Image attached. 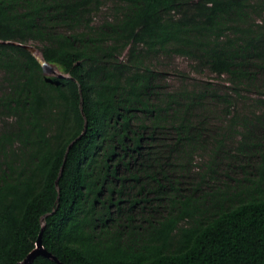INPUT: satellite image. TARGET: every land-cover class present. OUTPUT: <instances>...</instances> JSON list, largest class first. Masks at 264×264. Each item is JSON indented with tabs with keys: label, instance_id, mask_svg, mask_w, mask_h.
Listing matches in <instances>:
<instances>
[{
	"label": "trees",
	"instance_id": "16d2710c",
	"mask_svg": "<svg viewBox=\"0 0 264 264\" xmlns=\"http://www.w3.org/2000/svg\"><path fill=\"white\" fill-rule=\"evenodd\" d=\"M166 55L225 90L167 89ZM206 98L230 127L264 129V0H0V264L23 261L40 234L63 264H264L253 131L225 179L214 159L198 180L175 175L204 146Z\"/></svg>",
	"mask_w": 264,
	"mask_h": 264
},
{
	"label": "rangeland",
	"instance_id": "374dc122",
	"mask_svg": "<svg viewBox=\"0 0 264 264\" xmlns=\"http://www.w3.org/2000/svg\"><path fill=\"white\" fill-rule=\"evenodd\" d=\"M108 7L103 8V12L97 17L98 19L110 15ZM35 52L40 56L38 50H35ZM157 64L163 73V75H161L162 82L169 90H175L182 86L192 88L193 86H199L204 82L212 83L215 90L220 91L225 90V86H227L224 77H218L207 70L200 72L192 71L189 62L185 58L179 56H163L158 60ZM46 74L59 75L62 73L58 72L56 69L55 73ZM249 93L251 94H248V92H244L243 94L248 97L249 95L255 97L260 95L259 91L254 87L249 89ZM248 103L252 104L251 101H248ZM198 114L204 115L205 118H207V120H205L206 124L203 132L206 140L204 146L196 150L192 162L186 167L188 169L182 170L179 166L175 168L176 176H185V179L183 180L184 182L198 180L199 174L206 170L207 164L211 163L213 159L214 164H217L213 167L215 171L213 174L214 179H225L226 177H224V174L228 171L227 164L233 162V156L236 155L235 149L238 142L247 131H253L255 136H253L252 139L254 142H259L260 150L264 151V129H262V125L247 120L245 122L238 121L236 125L230 127L229 117L221 113L217 102L208 98H206L205 102L201 103ZM2 123V119H0V126ZM216 137L223 138V145L217 158L214 156L216 147L214 140ZM230 174L234 175L231 171ZM213 183L217 184L218 182L214 181Z\"/></svg>",
	"mask_w": 264,
	"mask_h": 264
},
{
	"label": "water",
	"instance_id": "95a60500",
	"mask_svg": "<svg viewBox=\"0 0 264 264\" xmlns=\"http://www.w3.org/2000/svg\"><path fill=\"white\" fill-rule=\"evenodd\" d=\"M27 49H29L31 51V53L36 57V59L41 63L43 70L45 73H55L56 68L50 64H48L42 57L41 55L39 56L35 50L36 48L31 46V45H24ZM58 76H62L63 74H59ZM85 133V129L83 130V132L81 133V135H83ZM73 143H71L68 147V149L71 147ZM44 224H45V220L42 219V228H44ZM38 255H43L46 256L50 259H52L53 261H55L57 264H63L62 262L59 261V259L52 255L50 252H48L46 249H44L42 242H41V234L36 242V247L27 255V257L19 262L18 264H32L33 260L35 259L36 256Z\"/></svg>",
	"mask_w": 264,
	"mask_h": 264
}]
</instances>
